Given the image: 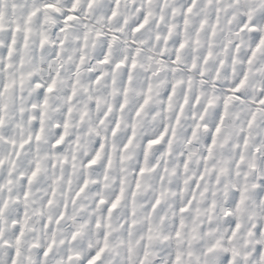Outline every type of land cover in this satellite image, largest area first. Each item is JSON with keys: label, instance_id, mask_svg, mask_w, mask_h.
I'll list each match as a JSON object with an SVG mask.
<instances>
[{"label": "clouds", "instance_id": "9594fccd", "mask_svg": "<svg viewBox=\"0 0 264 264\" xmlns=\"http://www.w3.org/2000/svg\"><path fill=\"white\" fill-rule=\"evenodd\" d=\"M47 2H54L58 11L44 10L42 5ZM103 4L107 7V0H97L93 9H87L86 0H82L75 15L76 20L63 24V17L68 14L71 8L70 0H29V9H39L32 21L25 25L24 19L19 15V8L14 13L11 9V2L3 5L5 13L4 29L0 31V80L7 83L15 82L13 87L3 93L0 103L5 105L3 136L6 141L15 140L17 144L26 139L33 125L40 126V109H31L32 103H38L37 97L41 89L35 87L36 83L46 84L52 75L59 72L57 87L49 99V107L45 110L43 117L44 133L42 140L37 144L33 142L26 146L21 154L29 158V163H34L37 156L41 158L42 176L45 185H50L54 177L61 174L58 166L55 170L50 167L53 157L59 160L63 155L69 159L75 150L77 155L76 167L64 168L65 180L57 183L56 196L50 207H44L45 195L43 189L33 187V194L29 200V221L28 228L21 245L22 264H39L37 253L52 239L51 233H45L43 224L47 217L51 216L53 221L58 213L63 210L66 198H70L85 178L89 180L88 190L76 201V204L69 205L64 220L59 225L53 223L50 227L55 231V258L51 264H60L65 258L66 250L70 249L73 254H79L83 260L90 252H94L104 243V234L108 233L109 247L103 257V264H139L143 256L145 245L151 253L150 264H172L177 253L181 256V264H264V113L258 116L257 123L252 129L247 127V118L250 111L256 106L251 103L257 96L264 94V50L254 63L255 72H249V79L242 89L241 100L232 102L228 116L225 118L223 129L218 136L217 146L212 157L205 162L203 157L207 155L204 139L210 132L203 128L198 133V138L192 144H187L182 131L178 130L173 141V152L171 156L165 157L168 161L167 173L162 172L164 167L161 161V168L157 173L147 175L141 182L134 202L130 197L131 188L135 183V168L137 164L135 145L123 155L126 157L123 164L119 161V143L110 137L106 141V152H112V146L116 145L113 152L114 164L108 171V179H103V171L96 173L92 169L82 166L88 159L85 155L91 154L94 145H97L101 136L110 130L113 118L117 115L122 117L120 135H124L128 129V112L118 113L114 111L110 117L100 123L101 117L108 104L118 108L120 96L115 93L118 85L112 84L113 75L111 65H100L97 60V49L101 41L109 39L113 30L119 28L116 33L117 40L114 42L110 59L113 63L125 55H131L140 48L138 57L142 68H138L137 76L143 82L144 75L151 69L149 65L152 60L159 58V46L155 40L157 33L163 35L167 32L169 24L179 25L174 29V35L182 30V17H171L169 14L161 13L159 7L153 4L151 7L154 16L150 18V24L142 33L132 34L131 27L137 23L138 13L136 7L139 5L121 4L119 16L109 21L102 12L97 9ZM180 7L179 2L175 4ZM222 11L221 22L217 28V34L213 39L212 57L203 68L204 76L199 75V70L189 72L190 61L180 65L181 71L176 73L177 77L188 75L193 76L194 87L193 97L200 94V104L195 108H187L185 117L182 120L181 129L191 127L195 121L192 113L199 117L209 96L215 99V106L208 108L205 120L201 123H209L211 116L218 108L222 107L223 96L227 88L238 82L247 64V56L253 46V36L257 38L264 36V0H225L220 5ZM165 15L163 21L159 16ZM212 8L201 5L197 14L192 17L193 23H198L201 18H214ZM15 20L20 26V31L15 33L16 43L12 45L11 57L8 55V46L11 44L12 29L16 27ZM125 20L127 23H125ZM211 22V20H210ZM247 24L248 28L255 22V33L245 28L240 31L241 24ZM28 32L27 47H25L24 28ZM60 27H66L61 33ZM88 32L89 37L85 43L84 33ZM96 32L101 36L97 38ZM41 33L47 37V43L43 48L40 46ZM67 37L62 48L57 47L58 41ZM201 44L192 45L186 49V56L201 58L208 51L206 34L201 33ZM137 43L133 44L132 41ZM237 45L239 46L237 50ZM195 49V50H193ZM59 51L57 57L55 52ZM167 54V53H166ZM85 57L80 67L79 77L76 76V65L80 56ZM235 59V63H233ZM224 65L220 68V61ZM7 64L9 67L4 68ZM91 69V73L89 71ZM219 70V75L217 71ZM106 72L107 75L99 84H94L89 79L92 73ZM166 74L154 78V86L159 84L164 87ZM119 76V72L116 74ZM171 76H168L169 83ZM79 79L77 94L71 102L73 109L68 129L69 135L61 149L57 152L51 148L49 141H53L60 129L57 124H62L64 114L69 106L66 101L67 95L71 92L72 81ZM139 86H134L130 91L128 101L129 108L135 105L142 96ZM159 98L153 100V109L159 115L155 119L151 116L138 124L137 143L141 141L145 132L155 134L164 123H170L174 113L164 112L162 105L157 103ZM183 99V89H178V95L174 103H180ZM97 100L100 101L97 104ZM81 111H87L84 122L80 123ZM29 117H33L29 122ZM248 137V147L244 148L243 138ZM78 138V142H77ZM259 148V151L256 149ZM13 148L10 143L0 141V156H3L7 163V156ZM243 162L237 164L240 157ZM188 159V168L184 169V160ZM249 163L255 168H249ZM211 171H204V169ZM223 168L224 172L219 170ZM121 169H124L121 171ZM27 173L28 168L23 169ZM20 171L19 164L17 172ZM203 172L204 179L200 181V189L197 191L196 199L189 210L180 213L179 208L183 206L192 195V188ZM163 174V181L160 175ZM71 180V191L66 181ZM95 179L97 183L93 184ZM121 179L124 180L123 187L129 196L121 203L118 209L114 210L110 218H106V206H97L96 201L103 197L111 202L121 187ZM19 180L14 179L13 189L19 187ZM204 192V195H199ZM243 192L244 203L236 210L230 204L232 194ZM7 194V192H6ZM159 196L160 205L153 210L151 205ZM215 207H212V205ZM232 208V215L225 216L224 212ZM134 211L135 215L129 213ZM42 213V214H41ZM211 217V219H209ZM97 219L100 228L95 226ZM183 221L184 227L180 230V236L176 237L175 232ZM134 222V223H133ZM236 223L241 225L236 235L231 240L232 229ZM132 224V227H127ZM105 225H108L107 227ZM152 228L154 240L146 239L147 229ZM79 230V235L72 241L71 231ZM4 232L11 238L12 227L5 223ZM61 241H64L61 244ZM219 245L214 251H209L214 244ZM131 249V252H129ZM10 249L0 247V261L10 264ZM191 253V256H189ZM235 253V254H233ZM227 257V260L224 258ZM72 264H79L73 260Z\"/></svg>", "mask_w": 264, "mask_h": 264}, {"label": "snow or ice", "instance_id": "6c2138e0", "mask_svg": "<svg viewBox=\"0 0 264 264\" xmlns=\"http://www.w3.org/2000/svg\"><path fill=\"white\" fill-rule=\"evenodd\" d=\"M11 2V9L15 13L17 8H19V15L24 19L25 25L29 24L33 17L36 15L39 9H29L28 2L29 0H0V31L4 29V21H5V13L3 11V5ZM82 0H70L71 8L67 10V13L63 17V24L68 25L69 22L76 20L78 17L75 15L77 13L78 6L81 4ZM179 2L180 7L177 8L175 4ZM97 3V0H86L87 9H93L94 5ZM129 5H139L136 7V12L138 13L137 23L131 27L132 34L142 33L145 28L150 24V18L154 16V11L152 9V5L156 4L159 7L161 13L169 14L171 17H182V30L179 31L176 35H174V29L179 28V25L169 24L167 26V32L161 36V34L157 33L155 36V40L158 42L159 46V58H151L152 65H149L150 71L144 75V80L141 82L139 77L137 76L138 68H142L143 66L140 64L138 57L140 56L141 49L136 48L131 55H125L122 58H119L112 62L110 59L111 50L114 42L117 40L116 33L120 31L119 28L113 30L112 36L106 41H101V46L97 49V60L96 62L100 65H111V73L113 75L112 84L118 85L115 89V93L120 96L118 101V108H115L114 105L108 104L106 110L103 113V117L100 119V123L103 124L104 120L116 111L118 113L128 112L127 123H125V128L128 131L125 132L124 135H120V128L122 117L117 115L113 118V123L111 125L110 130L106 131L104 136H101L100 141L97 145H94L89 155L87 152L85 155L88 156L86 162L82 164V166L86 169H92L97 174L103 171V179H108V171L113 167L114 157L113 152L116 151V145L112 146V152H106V141L109 136L114 138L119 143V161L121 164L124 163L126 157L123 153L128 152L133 145H135L138 151L136 152V168H135V183L134 187L131 188L130 197L134 202L135 197L137 195L138 190L141 188V182L143 178L147 175L157 173L158 169L161 168V161L163 162L164 167L162 168L163 173H167L169 171L167 167L168 161L164 159L165 157L171 156L173 152V141L176 138L178 130L182 131L183 136L186 138L187 144H192L194 140L198 138L199 131L203 128L205 132H208V129L211 125V131L208 132V135L204 139V143L206 145L207 155L203 157L204 161L207 162L213 154L214 149L217 146V139L220 135L225 118L228 116V110L232 102L241 100L242 89L245 88L248 79L249 72H255L256 69L254 67V63L258 57V54H261L262 50H264V36L256 37L253 36V46L250 50V53L247 56V64L250 66L245 69L242 76L239 78L238 82L235 83L234 86L229 87L225 91V95L223 96V104L221 108H218L215 112H213L211 116V121L209 123H201L205 120V116L207 114L208 108L215 106V99L211 96L207 99L203 110L200 112L199 117L197 118V114L195 112L192 113V119L195 123L191 127L181 129L182 120L185 117L186 109L191 107L195 108L200 104L201 96L200 94H196L194 97L193 87L194 80L193 76L188 75L187 77L179 76L177 77L175 74L180 72V65L185 64L187 61H190L188 65L189 72H196L199 70V75L201 77L204 76L203 68L200 67L203 64H207L209 59L212 57V47H213V39L217 34V28L221 22V7L220 5L225 3V0H107V7H104L103 4L97 9L102 12L103 15L109 20H113L119 16V10L121 4ZM201 5H205L207 7L212 8L215 13L214 18H201L198 23H193L192 17L197 14V10ZM44 10H52L58 11L56 8V4L54 2H47L42 5ZM165 19V15L159 16V21H163ZM258 19H264V17H258ZM211 20V22H210ZM12 23H16L15 20ZM125 23L127 21L125 20ZM245 28H248L247 24H241L240 31L243 32ZM66 27H60L59 31L64 33L66 31ZM249 31L255 33V22H253V26L248 28ZM20 31V26L16 23V27L12 29V39L11 44L8 46V55L11 57L12 55V45L16 43L15 33ZM29 28L25 27L24 32V40L25 47H27V39ZM201 33L206 34L207 39V47L208 51L203 54L201 58L186 56V49L189 48L190 43L192 45H200L201 44ZM95 36L99 38L101 36L100 32H96ZM89 37V33L85 32L83 36V40L86 43ZM67 37L60 39L58 41L57 47L62 48L65 44ZM47 43V37L41 33L40 46L41 48ZM133 44H136L137 41L133 40ZM239 46L237 45V50ZM195 50V49H193ZM167 53V54H166ZM55 55L57 57L60 56V52L56 51ZM85 57L83 55L80 56L79 63L76 65V76L79 77L80 67L83 65ZM235 59H233V63H235ZM224 65V61H220V68ZM4 68L9 67V65L4 64ZM91 73V69H89ZM119 72V76L116 74ZM162 74L165 75L164 79V87L161 89L159 84H153V79L161 77ZM107 75L106 72L102 73H92L89 77L92 83L99 84L101 80ZM171 76V81L169 83L168 76ZM217 75H219V70L217 71ZM59 77V72L52 75L50 80L46 84L36 83L35 87L41 89V93L38 95L37 100L38 103H32L31 109L36 110L38 107L40 109V126L36 127L33 125V130L29 132L26 139H23L17 144V142L13 139L11 141H6L2 129L4 127V115L3 112L5 110V105L0 103V141L10 143L13 151L9 152L7 156V163L3 156H0V247H7L10 249L9 257L10 264H22L21 261V245L23 242V238L25 235V229L28 228V221L30 219L28 208H29V200L33 194V187H37L38 189L44 190L45 195V203L44 207H50L53 204L54 198L56 196L57 188L56 185L60 181L65 180L64 176V168L66 166L75 168L77 155L75 154V150H73V154L71 158L67 155H63L59 158L58 162L53 157L50 167L55 170L58 166L61 169V174L57 177H54L51 181L50 185H45L44 177L42 176V166H41V158L37 156L34 163H29V158L25 156L21 159V154L26 148V146H30L33 142L39 143L42 140L44 127H43V117L46 114L45 110L49 107V99L48 97L55 92L57 87V80ZM14 81L10 84L0 80V98H2L3 93L8 91L9 88L13 87ZM80 84L79 79H74L72 81L71 92L67 95L66 101L69 105L66 109V112L63 117L62 124H57V128L60 129L58 131L57 136L53 141H49L51 148L55 149L57 152H60L68 135V129L71 127L69 123V119L72 114L71 102L73 98L77 94V86ZM134 86H139L141 91L138 95L142 96L135 105L129 108V93L133 90ZM183 89V99L180 103H174L175 98L178 95V89ZM155 98H159L157 103L162 105L164 112L174 113V118L170 123L162 124L160 130L155 134H149L145 132L143 138L139 143H137L138 137V124L145 120L146 117L151 116L152 119H155L156 116L159 115L158 112H155L153 109V100ZM100 101L97 100V104ZM253 105L256 107L250 111V114L247 118V127L252 129L254 125L257 123L258 116L264 113V94L257 96L254 100L251 101ZM87 111L80 112V123L84 122V118L87 116ZM29 122L33 119V117H29ZM78 142V138H77ZM248 137L245 136L243 138V146L244 148L248 147ZM259 151V148L256 149ZM244 157L241 156L240 160L237 164L243 162ZM19 164L20 171L17 172V165ZM249 168H255V165L249 163ZM28 168L27 173L23 169ZM188 168V159L184 160V169ZM124 169H121L123 171ZM204 171H211L210 169L205 168ZM221 173L224 172V169L221 168L219 170ZM160 180L163 181V174L160 175ZM14 179L19 180V187L17 189H13L11 186L13 185ZM204 179L203 172L201 173L199 179L196 181L194 187L192 188V195L187 199L186 203L179 208L180 213H185L189 210L193 201L196 199L197 191L200 189V181ZM69 186V191H71L70 185L71 180L68 179L66 181ZM92 183L95 184L97 181L95 179L92 180ZM124 180L121 179V187L119 191L116 193L111 202L106 201L103 197L96 201V205L106 206V218H110L114 210L118 209L121 203L125 200L129 193L123 187ZM89 180L85 178L83 182L79 185V187L75 190L74 194L70 198H66L63 204V210H61L58 215L53 218L51 216L47 217L43 224V230L45 233H51L52 239L49 240L43 247L39 245H33V247L39 248L37 253V257L39 260V264H51V259L55 258V231L51 229V225L55 223L59 225L61 221L64 220L66 213L68 212L69 205H75L76 201L88 190ZM7 192V194H6ZM199 195L203 196L204 192H200ZM245 197L243 192L239 194L233 193L232 199L230 201L231 205H234L236 210L240 209V206L244 203ZM161 203V199L159 196L156 197L151 207L155 210ZM212 207H215L213 204ZM42 214V213H41ZM130 215H135V212L132 211L129 213ZM225 216L232 215V208L229 207L225 212ZM211 219V217H209ZM5 223H10L12 227L11 238H8L4 232ZM134 223V222H133ZM95 226L100 228V222L97 219ZM106 227L108 225H105ZM127 227L131 228L132 224H128ZM184 227L183 221H180V224L175 232L176 237L180 236V230ZM241 225L236 223L232 229L231 236L228 237L229 240L232 239L236 235V232L240 229ZM71 231V230H70ZM152 228L149 227L147 229L148 235L146 239L148 241H152L155 237L152 235ZM79 230L71 231V240L75 241L77 236L79 235ZM64 241H61L63 244ZM219 245V241L209 249V251H214ZM108 233L104 234V243L98 247L94 252H90L83 260L80 259L79 254H73L70 249L66 250L65 258L60 261V264H72L73 260L79 261V264H103V257L108 249ZM148 245H145V250L143 252V256L139 260V264H150L149 257L151 256L150 251L148 250ZM131 252V249H129ZM235 254V253H233ZM191 256V253H189ZM227 260V257L224 258ZM0 264H4L3 261H0ZM172 264H181V256L177 253L172 260Z\"/></svg>", "mask_w": 264, "mask_h": 264}]
</instances>
